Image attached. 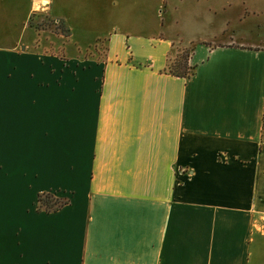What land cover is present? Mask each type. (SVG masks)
Wrapping results in <instances>:
<instances>
[{
  "label": "crops",
  "instance_id": "0c3cea01",
  "mask_svg": "<svg viewBox=\"0 0 264 264\" xmlns=\"http://www.w3.org/2000/svg\"><path fill=\"white\" fill-rule=\"evenodd\" d=\"M97 16L74 45L103 51L68 55ZM254 25L264 0H0V264H264ZM189 47L194 72H168Z\"/></svg>",
  "mask_w": 264,
  "mask_h": 264
},
{
  "label": "rangeland",
  "instance_id": "374dc122",
  "mask_svg": "<svg viewBox=\"0 0 264 264\" xmlns=\"http://www.w3.org/2000/svg\"><path fill=\"white\" fill-rule=\"evenodd\" d=\"M79 4V2L77 1V5ZM79 9H77L78 11ZM227 11H234L235 9L233 8H227ZM57 19L59 20L58 22H55V20L57 21ZM238 20V19H237ZM231 21H235L234 18H231ZM242 21H245V19L243 18ZM27 24H31L36 30L38 31H44V34H41L43 36V38H45L46 35L50 36L53 33H59V34H64L65 32H62V27H65V23L63 22V20L61 18H56V17H51L49 15H44V14H39V15H35L32 16L30 18H27L25 21ZM104 19L101 17H84V18H72V26L74 27V37L75 40H73V38H68L66 37L65 39V43H66V48L65 51L66 53L69 54H77V58L79 57V55H84V54H88L91 55L95 50L99 51L100 53L103 51V44L101 42L98 43H90V48H88V46H84L83 48L79 49L78 47H76L74 45L75 41H77V38L81 37V33L85 32L86 30H90L93 31L94 29H97L99 31V29H102V27H104ZM65 29V28H64ZM66 33H67V29ZM245 35L246 37L251 38L250 40H254L257 37H264V26L259 27V26H251L249 28H245L244 29ZM243 31V30H242ZM241 31V32H242ZM65 33V35H67ZM239 34V33H238ZM241 35V34H240ZM52 41V40H51ZM185 50H182L181 52H179V57L181 58L182 53H184Z\"/></svg>",
  "mask_w": 264,
  "mask_h": 264
},
{
  "label": "trees",
  "instance_id": "16d2710c",
  "mask_svg": "<svg viewBox=\"0 0 264 264\" xmlns=\"http://www.w3.org/2000/svg\"><path fill=\"white\" fill-rule=\"evenodd\" d=\"M61 27L62 32L66 33V30L62 25ZM182 50H185V52L182 53L181 58H178L179 52ZM182 50H179L173 59L168 61L167 71L174 75L187 77L194 72L196 65L189 63V55L192 47ZM68 200V197L58 196L51 191H42L37 194L36 208L37 210H43L47 212L55 211L66 204Z\"/></svg>",
  "mask_w": 264,
  "mask_h": 264
},
{
  "label": "built area",
  "instance_id": "2783aa9c",
  "mask_svg": "<svg viewBox=\"0 0 264 264\" xmlns=\"http://www.w3.org/2000/svg\"><path fill=\"white\" fill-rule=\"evenodd\" d=\"M39 3V2H38ZM44 3H42V5H43ZM59 20L57 19V21L55 20V22H58Z\"/></svg>",
  "mask_w": 264,
  "mask_h": 264
}]
</instances>
